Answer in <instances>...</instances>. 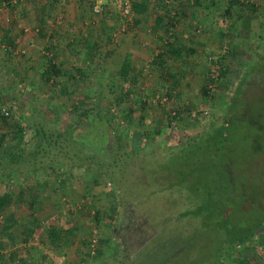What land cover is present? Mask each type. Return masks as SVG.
<instances>
[{
    "label": "trees",
    "instance_id": "trees-1",
    "mask_svg": "<svg viewBox=\"0 0 264 264\" xmlns=\"http://www.w3.org/2000/svg\"><path fill=\"white\" fill-rule=\"evenodd\" d=\"M32 1L36 5L35 13L40 27L38 33L40 36H45L43 28L45 20L52 18L60 5V0ZM83 1L85 2V0L79 1V4ZM204 1L185 0L175 4L172 0H130V14L125 16V21L131 27H135L137 32L147 30L142 24L146 23L149 15L151 16L155 11L156 17L149 29L158 32L164 38L158 52L152 58V62L155 63L153 67L159 72L162 71L166 60H180L195 54V50L188 47L191 44L184 46L178 43L174 31L175 20L179 16H184L188 9L191 15L189 21L196 22L198 10ZM17 3H20L19 0H0V6L3 5L11 11ZM88 4L92 12V7L89 2ZM242 6L243 4L238 0L228 1L224 9V20L233 23L234 17L242 21L246 17L249 22L252 15L246 11L236 16V12L240 11ZM249 7H253L252 4ZM252 10L253 8L250 12ZM102 14L103 11L96 17ZM233 26L234 23L232 30ZM91 33L92 31L89 30L82 42L87 58L85 66L87 60L90 61L95 57L100 43L90 36ZM15 43L10 30L3 29L0 47L6 55L14 53ZM45 49L47 52L45 55H49V58L46 60L44 56L43 60L46 62L39 71L42 83L50 87L51 91L55 79H61V83L55 82L58 84V94L71 99V96L77 93L75 90L80 88V86L74 87L71 81H83L87 75L81 68L69 67L65 61L57 62L52 48L45 46ZM224 58L225 56L222 55L210 60L211 65L216 64L220 67L217 78L219 82L225 79L227 73L223 64ZM30 70L32 69L22 68L20 73L25 75ZM118 75L122 85L114 98V103L119 110L120 118L113 114L109 104L95 99L94 96H83L77 98L79 101L76 102L69 100L74 105L60 111L61 117L65 114L73 116L79 126L91 119L90 116L92 117L90 121L97 120L99 126L101 123L106 125L105 133L112 134V143L103 156L90 153L88 145L86 146L82 140L72 141L73 137L64 133L66 129L72 128L71 126L64 127V132L58 130L52 133L41 123L31 121L33 120L31 115H24L25 109L21 110L16 100L8 97L4 91H0V177L6 176L9 180L0 193V264H25V259L19 257L18 251L14 248L18 244H28L31 239L38 238L41 241L45 236L49 244L56 247L63 242L67 245L71 243V238L80 228L74 226L55 228L54 225L43 228L39 222L37 223L34 213L39 209L41 202L39 194L43 190L36 188L39 187L38 181H40L37 176L45 174L47 177L46 180L44 179V185L49 186V174L55 175L54 179L59 185L57 190L62 193L65 192V186L71 179L67 171H72L75 167L93 169L96 179H102L103 176L108 178L112 184L111 190L116 192L110 207L102 211H92V215L90 213L97 227L103 226L107 230L112 228V225L114 226L119 220L122 209V224L112 235L115 240L112 243H115L116 248L110 245L106 249L103 245L111 243L109 237L102 243L93 245L92 250H87L93 252L91 258L94 262L98 264H226L231 260L235 264H257L256 261L253 262L255 258L250 256L239 257L245 245L252 243L256 237L259 242L255 247L258 262L264 263V231H262L264 219H260L248 235L237 238L233 237V230L245 227L232 228L229 223V214L232 211L230 202L233 203L237 196V191L233 192V186L237 179L235 164L238 163L237 155L233 153L232 148L236 145V138L239 135L238 122L244 120L242 115L244 103L240 99L244 90L241 88V82L231 95L224 117L217 125L202 130L192 138L175 139L172 145L167 144L162 147L166 150L161 146L150 147L148 152L146 144L155 141L160 130L157 124H155L158 128L156 131L149 130L146 126L151 101L137 99L138 104L130 102L132 95L137 96L134 85L129 84L131 80H135L132 55L126 54ZM178 77L179 75L170 74L174 84L179 83L175 82L180 79ZM210 77L211 73L207 71L206 84L201 89L203 96H207L211 91L208 88L211 83ZM169 92L163 93V96L169 99L171 97ZM151 96L155 97V93L152 92ZM17 101L22 102L20 99ZM239 111L240 115L236 113ZM17 112L21 114L14 119V114ZM136 114L137 118L134 119ZM49 115L55 117L56 111L49 110L44 118L47 119ZM170 119H167L168 129L172 128ZM176 120L178 121L179 118L177 117ZM120 122L123 126L119 131L115 125ZM252 123L253 121L251 125ZM124 140L125 150L122 147ZM243 143L248 145V137L243 139ZM121 149L123 152H120ZM78 150L81 155L76 158ZM56 170H63V173L57 174ZM24 174L27 176L26 179L23 177ZM15 175L19 179L16 183L18 188L10 183ZM161 195L163 200L157 197ZM236 200L238 202L240 198L237 197ZM15 208L28 210V214L32 216L31 222L35 221L36 224L26 227ZM24 223L28 224L26 221ZM84 236L85 239L80 240L82 248L79 250V256L83 253L84 246L88 248L91 245L86 240L87 235ZM106 250L113 256L110 258L106 256ZM86 258H80V261H86Z\"/></svg>",
    "mask_w": 264,
    "mask_h": 264
},
{
    "label": "rangeland",
    "instance_id": "rangeland-1",
    "mask_svg": "<svg viewBox=\"0 0 264 264\" xmlns=\"http://www.w3.org/2000/svg\"><path fill=\"white\" fill-rule=\"evenodd\" d=\"M79 1L81 0H60V5L52 18L45 20L43 26L45 36H40L38 33L40 27L35 13L36 5L32 0L26 2L19 0L20 3H17L12 11L3 5L0 6V38L2 30L6 29L10 30V35L16 42V48L11 55H6L0 47V91H4L8 97L16 100L21 110L25 109L23 114L31 115L33 119L31 121L41 123L47 131L52 133L58 130L64 132V127L71 126L72 128L66 129L64 133L73 137L72 141L82 140L86 146L88 145L90 153L94 152L97 156H103L112 143V134L108 131L107 134L105 133L106 125L101 123V127L97 120L90 121L92 119L90 116L91 119L79 126L73 116L65 114L61 117L60 111L73 106L74 103L70 102L79 101L80 97L94 96L95 99L109 104L113 114L120 118L114 98L122 85L118 71L127 52L132 55L133 78H135L129 84L134 85L138 96L132 95L130 102L138 104V100L151 101L146 126L149 130L156 131L158 128L155 124H157L160 130L155 141L150 142L149 145L146 144L148 152L150 147L160 148L161 146L162 148L167 144L172 145L175 139L186 140L210 126L217 125L224 117L231 95L241 82V88L244 90L240 98L244 103L242 113L244 120L238 122L239 135L236 138V145L232 148L233 153L237 155L238 163L235 164L237 179L233 186V192L237 191V196L233 203L230 202L232 211L229 214V223L232 228H246L233 230V237L248 235L258 221L264 219V0H238L243 6L237 14L246 11L254 20L249 38L238 36L236 26H233L232 30V24L237 25L238 22L236 17L233 18V23L230 20H224L225 5L230 0H205L198 11L202 26L194 27L200 28L199 32L196 33L193 28L187 29L191 44L197 47L194 55L182 61L188 63L190 73L184 74L185 76L180 79L178 77L180 82L175 84L172 83L170 74L179 72L178 65L181 63L166 60L162 71L159 72L153 67L155 63L152 62L151 51H142L143 48L141 50L139 46L138 37L150 36L154 32L138 31L137 33L135 27H131L125 21L122 10L111 1H103V14L100 17L92 14L86 0L82 4H79ZM180 1L183 2V0ZM172 2L177 4L179 0H172ZM250 4L253 7H249ZM127 20H129L128 17ZM89 30L92 31L90 36L100 43L95 57L90 61L87 60V66H85L87 58H85L82 42ZM69 44L72 46L70 45L67 49ZM45 46L52 48L57 62L65 61L69 67L81 68L87 75L83 81H71L74 87L80 86L71 99L58 94L57 85L61 83V79H55L51 91L50 87L44 85L40 79L39 71L46 62L43 60L44 56L46 60L49 58V55H45L47 53ZM222 55L225 56L223 64L227 70L226 77L223 81H218L214 85V90L207 96H203L201 89L206 84V73L211 67L210 60ZM22 68L32 70L21 75ZM170 86L173 87L170 88ZM166 90L170 91V102L161 104L158 100L165 98L163 93L167 92ZM152 92L155 93V97L151 96ZM18 99L22 102L17 101ZM49 110H55L57 116L55 117L58 119L50 115L45 119V113L48 115ZM173 110L177 112L179 118L176 122L177 130L174 132L166 125ZM236 113L240 115V111ZM19 114L21 112L15 113L13 118L17 119L16 116ZM135 118L137 114L134 115ZM133 122L135 123V120ZM115 126L120 131L123 123L120 122ZM246 137L249 140L248 145L243 143ZM122 144L125 150V140ZM120 152H123L122 149ZM80 155L78 150L75 157L79 158ZM56 172L61 174L63 170H56ZM67 173L71 175V179L65 186V192L62 191V193L57 190L59 185L54 179L55 175L49 174V186L44 185L47 177L45 174L37 176L40 181H38L39 187L36 188L43 190L39 194L41 199L39 209L34 214L37 223L39 222L43 228L54 225L55 228L74 226L80 229L68 245L63 242L58 247L53 246L49 244L45 236L41 241L37 238L31 239L25 245L18 244L14 250L18 251L19 257L25 259V264H98L91 258L93 252L87 249L102 243L107 237L111 243L103 242L106 249L110 245L116 248L115 243H112L115 241L112 235L122 224V209H120L119 220L114 226L112 225V228L110 227L111 229L109 228L111 231L103 226L97 227L91 219L92 211H102L110 207L116 193L111 190V181L104 176L102 179H96L93 169L87 170L84 167L81 169L75 167ZM23 177L26 179V174ZM7 181H9L8 177H0V193ZM18 181L15 175L10 183L17 186ZM157 197L163 200L162 195ZM237 197L240 198L238 202ZM73 210L74 213H72ZM16 212L26 227L36 224L35 221L31 222L32 216L28 214V210L18 208ZM25 221L28 224H25ZM81 234L87 235L86 240L91 245L88 248L84 246L83 253L79 256V250L82 248L81 241L85 239L84 235L80 236ZM257 245H259L258 238L255 237L252 243L245 245L239 257L250 256L255 258L253 262L264 264L258 262V253L255 249ZM105 252L109 258L113 256L108 254L107 250ZM87 255L88 258H86ZM83 257L86 261H80ZM226 264L235 263L228 260Z\"/></svg>",
    "mask_w": 264,
    "mask_h": 264
},
{
    "label": "crops",
    "instance_id": "crops-1",
    "mask_svg": "<svg viewBox=\"0 0 264 264\" xmlns=\"http://www.w3.org/2000/svg\"><path fill=\"white\" fill-rule=\"evenodd\" d=\"M183 1H185V0H183ZM180 2L181 1L179 0V3ZM184 11H185V9H184ZM198 14H197V16L195 18L196 22H194L193 20L191 22L189 21V17L191 15H189L188 9H186V14L184 16H179L178 18H176V20H175V29L174 30H175V36L178 38V40H177L178 43H180L182 45H184V44L187 45V43H188V45L191 44V42L189 40L190 39V35H188V30L187 29L189 28V29L192 30V28H193V31H195L196 33H197V31L199 32L200 28L194 30L195 25L202 26V24L200 23L202 21L201 15L200 14L198 15ZM236 14H237V12H236ZM155 15H156L155 11H153L151 16L148 17L147 22L142 24V26L147 27L146 33L150 32L149 26H151V24L153 23L154 18L156 17ZM150 17H151V19H149ZM253 21L254 20L252 18L248 22L246 17H244L243 21L238 19L237 25L234 24V26L237 27L238 36L241 35L240 37H242V38H249L250 37V33H251V28H252ZM192 22H194L193 25H192ZM182 28L185 29V30H183ZM138 38H139L138 43H139V46H140L141 50H142V48H143L142 51L150 50L151 53L153 54V56L156 55V53L158 52V50H159V48L161 46L162 41L164 40V38H162V36L160 34L155 33V32L152 33V35H150V36H146L145 35V36L138 37ZM186 45H184V46H186ZM188 47H191L192 49L195 50V52H197V50H196L197 47L195 48V46H193L192 44L190 46H188ZM132 53H133V51H132ZM126 54L128 55L129 52H127ZM126 54H125V56H126ZM186 60H187L186 57L182 58L180 60H175V61H177L178 63H181V64L178 65V67H180V71L179 72H175L174 74L179 75V77H181V78L185 76L184 74L190 73L189 70H188V67H189L188 63L187 62H185V63L182 62V61H186ZM171 61H174V60L171 59ZM178 82H180V80H178Z\"/></svg>",
    "mask_w": 264,
    "mask_h": 264
},
{
    "label": "built area",
    "instance_id": "built-area-1",
    "mask_svg": "<svg viewBox=\"0 0 264 264\" xmlns=\"http://www.w3.org/2000/svg\"><path fill=\"white\" fill-rule=\"evenodd\" d=\"M103 1L105 0H88V2L90 3L91 5V9H92V14L94 16H97L98 14H100L102 11H103V7H102V4H103ZM108 1H111L113 4H115L119 9L122 10L123 14L125 16H129L130 14V0H108ZM211 60H214L213 58ZM219 69L220 67L218 65H211L209 71L211 73V83L208 85V88L211 89V91L214 90V85L218 82V76H219ZM157 100V98H156ZM158 102H160L161 104H163L164 102H170L169 99L167 97L165 98H162L161 100H158ZM171 117L170 119V124L172 125V131H176L177 130V125H176V122H177V117H178V114L177 112H175V110H173L171 112V114L169 115ZM175 116V117H174ZM172 117H174V119H172Z\"/></svg>",
    "mask_w": 264,
    "mask_h": 264
}]
</instances>
